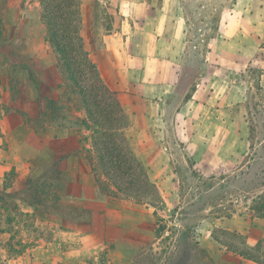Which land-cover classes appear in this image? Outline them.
<instances>
[{"label":"rangeland","instance_id":"374dc122","mask_svg":"<svg viewBox=\"0 0 264 264\" xmlns=\"http://www.w3.org/2000/svg\"><path fill=\"white\" fill-rule=\"evenodd\" d=\"M233 1L189 2L188 45L183 60L187 76H196L201 65L202 39L215 35L213 29L220 11L213 9L231 10ZM16 3L19 17L14 19L9 0H0V205L13 211L11 218L15 220L9 231L14 239L17 237L15 243L5 245L7 253L0 249V264L36 240L54 241L60 232L73 229L92 234L95 224L104 228L100 264H241L233 251L248 247L247 236L225 228L221 222L244 221L251 230L264 231V219L254 214L257 219L253 220L249 211L252 200L264 195V88L258 83L257 70L244 74V101L231 112L232 118L241 120L239 131L244 134L241 141L227 148L225 158L196 160L187 154L188 145L178 140L181 132L175 125L165 129L168 143L164 145L138 144L130 130V142L159 187L161 202L155 207L146 206L132 200H111L98 192L95 199L82 193L76 197L81 203L75 202L68 186L73 182L77 186L94 185L93 174L84 155H73L78 148L76 132H62L57 127L49 133L33 129L30 120L36 117L46 97L61 94L57 86L62 78L56 69V56L45 41L37 0ZM108 8V0H83L82 10L91 11L89 37L93 35L98 40L106 33L102 26L111 22L105 14ZM20 24H24L21 31ZM82 34L92 53L84 30ZM164 146L167 153L151 161V165L141 156L144 147L155 156ZM12 169L20 182L7 189L5 175ZM54 169L62 175L51 172ZM53 176V184L59 185V200L50 192L34 197H45L50 204L45 202L46 206L40 205L37 210L26 205L35 201V191L24 183ZM14 204H18V210H13ZM52 211L57 213L48 214ZM25 235L33 241L23 243ZM260 244L264 251V239Z\"/></svg>","mask_w":264,"mask_h":264},{"label":"crops","instance_id":"0c3cea01","mask_svg":"<svg viewBox=\"0 0 264 264\" xmlns=\"http://www.w3.org/2000/svg\"><path fill=\"white\" fill-rule=\"evenodd\" d=\"M198 1L108 0L105 14L111 22L102 26L106 33L98 40L89 37L91 11L82 10L83 30L92 46V60L108 87L118 94L129 117L127 132L134 133V140L142 145H164L168 143L165 129L175 125L181 132L178 140L188 145L187 154L208 161L225 158L227 148L243 138L244 133L239 131L242 122L232 118L231 112L244 101V74L257 70L258 83L264 88V0H234L231 10L213 9L220 11L215 35L202 39L201 65L196 76L190 77L183 68L188 6ZM16 2L9 0L14 19L19 17ZM35 27L33 24L32 30ZM149 149L144 147L141 152L149 163L168 151L164 146L153 156ZM73 183L68 193L75 196V202L81 201L76 197L82 193L88 199L97 197L95 183ZM252 207L249 211L253 220L264 219ZM221 224L247 236V248H255L264 239V231L251 230L247 222L231 219ZM101 229L95 224L92 234L73 229L60 232L54 241L36 240L13 252L5 264H100L98 254L104 240ZM13 236L10 231L0 234L1 251L7 253L5 245L17 239ZM32 241L29 235L22 238L23 243ZM239 251H233L239 263L258 264L240 256Z\"/></svg>","mask_w":264,"mask_h":264},{"label":"trees","instance_id":"16d2710c","mask_svg":"<svg viewBox=\"0 0 264 264\" xmlns=\"http://www.w3.org/2000/svg\"><path fill=\"white\" fill-rule=\"evenodd\" d=\"M37 2L45 28V41L56 56V69L61 74L62 82L57 86L61 94L57 98L46 97L36 117L30 120L33 129L49 133L53 127H57L62 132H76L78 148L73 151V155L86 157L99 195L111 200H132L155 207L161 202L159 188L152 181L148 166L139 159L127 135L129 117L118 94L105 83L86 48L82 34L83 0ZM1 35L0 29V38ZM51 172L62 175L58 169ZM10 177L14 179L10 180ZM53 178L48 177L40 182L29 180L24 185L35 191L32 198L51 192L58 201L56 191L59 185L53 184ZM56 179L59 182L60 177ZM18 182L20 179L15 169L6 173L5 188ZM5 196L14 198L13 194ZM38 198L26 205L37 210L40 205L50 204L47 198ZM17 205H13V210H18ZM252 210L264 215V195L253 199ZM0 211L5 215L0 213L1 234L11 229L15 219L11 218L13 211L5 204L0 205ZM53 212L57 213L52 211L48 214ZM238 254L264 264V251L260 244L241 250Z\"/></svg>","mask_w":264,"mask_h":264}]
</instances>
